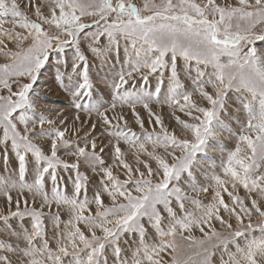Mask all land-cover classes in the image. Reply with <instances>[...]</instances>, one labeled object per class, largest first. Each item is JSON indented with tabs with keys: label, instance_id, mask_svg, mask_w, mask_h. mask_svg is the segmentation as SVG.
<instances>
[{
	"label": "snow or ice",
	"instance_id": "1",
	"mask_svg": "<svg viewBox=\"0 0 264 264\" xmlns=\"http://www.w3.org/2000/svg\"><path fill=\"white\" fill-rule=\"evenodd\" d=\"M258 42L264 0H0V264H264Z\"/></svg>",
	"mask_w": 264,
	"mask_h": 264
},
{
	"label": "rangeland",
	"instance_id": "2",
	"mask_svg": "<svg viewBox=\"0 0 264 264\" xmlns=\"http://www.w3.org/2000/svg\"><path fill=\"white\" fill-rule=\"evenodd\" d=\"M137 3H141V0H136ZM257 47L258 48H264V43L262 42H258L257 43ZM123 43L121 45V56H123ZM90 55V54H89ZM53 63H54V58H53ZM118 67V65H117ZM40 84L46 85V88L44 90V98L41 100L42 104H47L49 105L54 111H59L62 112L64 114V116L68 119L69 122H71L74 118L75 115V111L74 109H72L69 106V101L66 98L65 94L62 92V90L57 86V84L54 82V69L51 66H47L46 70L44 71L41 80L39 81ZM133 84V82H130V87L129 90L132 91L133 87L131 86ZM156 86V78L155 77H150L149 81L147 83L140 81L139 79H137L134 83V88L136 90H142V91H151L154 89V87ZM101 90H102V86H101ZM154 111L156 112H160L161 109L159 106L157 105H152ZM140 113L141 116L145 119V127L148 128L149 125L147 124V114L144 112V110L140 107H138L137 109ZM121 111V109L118 107L117 108V112ZM123 111L127 114V118L129 120V125L128 127L132 129V131L136 132L137 134H140V129L139 127L134 123V120L130 114V112L128 111L127 108L123 109ZM111 115V113H110ZM164 117L165 120L167 122L168 120V110L165 108L164 109ZM81 119L86 121L85 127L87 128V116L84 115L83 113L81 114ZM95 116H93L92 118V122H95ZM78 126V125H77ZM123 127V125H121ZM103 127L102 125L98 126L95 132V135L100 136V139L103 141L104 144L109 145V147L106 149V154H105V158L106 159H110V155L109 153L111 152V145L109 144V141H112V137H109L107 135H101L102 131H103ZM228 143V142H226ZM100 145L98 144V147ZM121 147L122 149H124L127 152V146L124 145L123 143H121ZM65 159H68L67 157H65ZM129 159L131 160V156L129 155ZM14 160L10 159L9 160V167H11L13 165ZM4 168V164L2 159H0V171H3ZM81 171H84V168L81 169ZM65 177L67 178V174H64ZM88 175L90 177H92L93 180L96 179L95 176H93V174L91 172H88ZM69 190L71 189V184H68ZM93 192V186L90 185L89 189H88V195L89 197H91ZM241 196L244 195L243 190L241 189L240 193ZM225 199L227 201V196L225 195Z\"/></svg>",
	"mask_w": 264,
	"mask_h": 264
}]
</instances>
